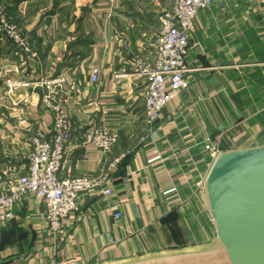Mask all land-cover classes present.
I'll return each instance as SVG.
<instances>
[{
    "label": "crops",
    "instance_id": "1",
    "mask_svg": "<svg viewBox=\"0 0 264 264\" xmlns=\"http://www.w3.org/2000/svg\"><path fill=\"white\" fill-rule=\"evenodd\" d=\"M5 2L37 60L0 42V182L26 173L38 131L53 136L39 82L62 75L59 95L74 131L61 177L105 178L112 195L80 198L56 238L44 208L26 199L0 236V264H106L211 243L216 229L203 183L213 158L205 145H264V0H215L198 15L187 54L189 89L153 129L144 123L146 84L136 62L153 65L158 13L175 0ZM8 81L16 84L12 92ZM98 124L119 136L108 155L87 145Z\"/></svg>",
    "mask_w": 264,
    "mask_h": 264
},
{
    "label": "built area",
    "instance_id": "2",
    "mask_svg": "<svg viewBox=\"0 0 264 264\" xmlns=\"http://www.w3.org/2000/svg\"><path fill=\"white\" fill-rule=\"evenodd\" d=\"M215 0H175L170 11L158 16L159 32L150 44L153 65H146L137 58V70L145 80L144 123L153 129L162 113L180 93L189 89L186 75L189 41L195 31L198 15L206 11ZM12 43L18 55L37 59L32 41L19 27L12 23L5 0H0V42ZM99 71L93 69L91 80L96 83ZM117 78L121 76L117 75ZM10 83V82H7ZM42 103L52 115V134L38 131L31 139L28 169L18 179L0 182V236L3 230L15 220V208L26 199L35 207L44 208L43 220L51 235L56 238L63 231L64 223L78 211L79 200L84 196L100 192L110 197L112 191L105 178L61 177V170L67 148L73 139V126L66 110L61 92L66 83L64 76L43 80ZM10 92L16 84H8ZM119 141L117 133L103 124L93 125L87 145L99 153L108 155ZM213 160L221 152L219 142L205 145ZM117 161L113 163V166ZM120 219V214L114 215ZM65 264H75L66 262Z\"/></svg>",
    "mask_w": 264,
    "mask_h": 264
},
{
    "label": "water",
    "instance_id": "3",
    "mask_svg": "<svg viewBox=\"0 0 264 264\" xmlns=\"http://www.w3.org/2000/svg\"><path fill=\"white\" fill-rule=\"evenodd\" d=\"M209 244L106 264H264V145L221 151L203 183Z\"/></svg>",
    "mask_w": 264,
    "mask_h": 264
},
{
    "label": "rangeland",
    "instance_id": "4",
    "mask_svg": "<svg viewBox=\"0 0 264 264\" xmlns=\"http://www.w3.org/2000/svg\"><path fill=\"white\" fill-rule=\"evenodd\" d=\"M167 1H169V0H167ZM162 13V12H161ZM161 13H158V16H159V14H161ZM158 18V17H157ZM13 23V22H12ZM14 24V23H13ZM16 25V24H15ZM32 44H33V42H32ZM13 45V44H12ZM14 46V45H13ZM33 47L35 48V46H34V44H33ZM14 48H15V46H14ZM18 55V54H17ZM19 56H21V55H19ZM22 57H26V58H29V59H31L32 61H36L37 59H33V58H31V57H29V56H25V55H23Z\"/></svg>",
    "mask_w": 264,
    "mask_h": 264
},
{
    "label": "trees",
    "instance_id": "5",
    "mask_svg": "<svg viewBox=\"0 0 264 264\" xmlns=\"http://www.w3.org/2000/svg\"><path fill=\"white\" fill-rule=\"evenodd\" d=\"M12 224V223H11ZM11 224L9 225V228L8 229H10V227H11ZM8 229H6V230H3V232H2V235L8 230ZM1 235V236H2Z\"/></svg>",
    "mask_w": 264,
    "mask_h": 264
},
{
    "label": "bare ground",
    "instance_id": "6",
    "mask_svg": "<svg viewBox=\"0 0 264 264\" xmlns=\"http://www.w3.org/2000/svg\"><path fill=\"white\" fill-rule=\"evenodd\" d=\"M8 82H10V83H8V84H12L11 81H8Z\"/></svg>",
    "mask_w": 264,
    "mask_h": 264
}]
</instances>
